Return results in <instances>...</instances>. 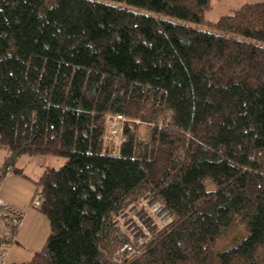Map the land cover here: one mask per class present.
I'll return each instance as SVG.
<instances>
[{"label":"trees","instance_id":"obj_1","mask_svg":"<svg viewBox=\"0 0 264 264\" xmlns=\"http://www.w3.org/2000/svg\"><path fill=\"white\" fill-rule=\"evenodd\" d=\"M211 10L0 0V178L22 154L65 159L34 184L49 235L20 264H264V0L215 23ZM117 116L121 141L106 143ZM144 197L173 221L116 256V218Z\"/></svg>","mask_w":264,"mask_h":264},{"label":"rangeland","instance_id":"obj_2","mask_svg":"<svg viewBox=\"0 0 264 264\" xmlns=\"http://www.w3.org/2000/svg\"><path fill=\"white\" fill-rule=\"evenodd\" d=\"M251 1L253 0H211L212 10L206 14L205 20L208 23H215L222 16L228 14L230 11L239 8L241 5H243V3L251 2ZM189 25L192 27L196 26L197 28L207 29L206 26L203 27L192 24ZM136 126H138L137 135L143 139L147 138V136L149 135L150 126L142 123H139ZM17 163H19L17 164V166L12 165V167L17 169L22 167L24 169V174L29 179L34 180L31 183L34 186V183L37 180H39L40 176L46 170L52 168L57 169L62 167L65 163V159L61 157H53V156H28L26 154H22L18 156ZM4 177L5 176L0 178V180L3 181ZM27 182H31V181H27ZM155 203L160 204V202L158 201H152L148 197H144L143 199L140 200L139 203L131 204V205L128 204L125 209V212L123 214H120L116 218L115 224L120 226V232L123 233V235L119 233V240H121L122 244L125 242L126 239H128V242H130L132 239L134 246L138 249L137 251H140L141 248L143 247L142 246L143 244H148L154 238V235L156 234L157 230L164 228L162 221L168 220L166 215L168 213L165 211V209L162 211V214H165L164 216H166V218H163V220L161 219V224H159L157 228L151 227L153 224L150 223L148 214L146 213V211H144L146 207H148L151 204L154 205ZM155 216L156 215H154V217ZM43 218L47 222V231L45 229V223H42L40 226L36 225L35 226L36 228H33L29 232V235H27V239L25 240V244H15V243L8 244V250H7L8 264L27 263L32 259L35 253H38L42 250L44 243L49 235L48 221L45 217ZM155 219L159 220L157 216L155 217ZM152 220L155 221L156 223V220L154 219ZM3 225L4 224L0 223V235L9 237L10 232H8L4 227L5 225L4 226ZM127 228L130 230V232L129 231L127 232ZM14 229H17V227H14ZM132 229H134V231H132ZM148 232L149 235L147 236ZM132 233H134V237L137 236L135 239H133L134 237L132 238L131 236ZM43 234L45 235L44 238H43ZM243 234H244L243 228L237 227L232 232L228 233V235L225 236V238L220 242V244H218L219 249H224L226 247L231 246L232 244L230 243H232V241L235 240L236 237H241V235ZM118 255L119 256L123 255L119 253V249L117 251L116 256Z\"/></svg>","mask_w":264,"mask_h":264},{"label":"crops","instance_id":"obj_3","mask_svg":"<svg viewBox=\"0 0 264 264\" xmlns=\"http://www.w3.org/2000/svg\"><path fill=\"white\" fill-rule=\"evenodd\" d=\"M17 159L18 157L15 158L14 160V165L16 166L17 164H19L17 163ZM3 167H4V153L0 149V171H2ZM19 170H21L22 172L14 173L12 171H8L4 175L5 177L3 181H0V199L4 201L7 205H9L11 208L20 211L24 214L23 221L21 225L16 229V233L13 237L11 244L14 243L25 244L27 235H29V232L33 228H36L35 227L36 225L40 226L42 223H45V229L47 231V222L44 220L43 218L44 216L41 214V212L38 209H33L30 207L31 200L35 193V185L33 186L31 184L34 180L29 179L24 174V169L22 167H20ZM0 177H1V172H0ZM27 181H31V182H27ZM44 236L45 235L43 234V238Z\"/></svg>","mask_w":264,"mask_h":264},{"label":"built area","instance_id":"obj_4","mask_svg":"<svg viewBox=\"0 0 264 264\" xmlns=\"http://www.w3.org/2000/svg\"><path fill=\"white\" fill-rule=\"evenodd\" d=\"M125 119L117 116L110 121L108 124V129L105 134V142H111L115 140L116 142H120L122 138V132H123V123ZM42 202V196L41 194L37 193L34 195V197L31 200L30 207L33 209H38L41 205ZM153 205V204H151ZM149 205L144 209L146 213L148 214V218L150 220V223L153 224L151 227L152 228H157L159 224H161V219L166 218L164 216L165 214H162V211L165 209L163 205L160 203H155L153 206ZM167 212V210H165ZM168 213V212H167ZM157 216L158 219H155L154 215ZM168 220L167 221H162L163 226H168L172 222V216L168 213L166 214ZM171 216V217H170ZM24 214L20 211H17L13 208H11L9 205H7L4 201L0 199V223L6 224V225H11L13 227H19L23 221ZM147 217V216H146ZM152 219L156 220L153 221ZM160 221V222H159ZM5 227V226H4ZM130 232V230L127 228V232ZM134 231V229H132ZM123 235V233H121ZM149 235V232L147 233V236ZM132 238L134 237V233L131 234ZM2 237V235H0ZM125 237V236H124ZM137 237V236H136ZM134 237L133 239H135ZM8 242L4 240H0V264H8L7 259H8ZM122 244V243H121ZM142 245V243H141ZM144 245V244H143ZM142 245V246H143ZM138 249L134 246V243L131 239L130 242H128V239L125 240V242L121 245L119 248V253L124 254V253H130V254H136L139 253L137 251Z\"/></svg>","mask_w":264,"mask_h":264},{"label":"bare ground","instance_id":"obj_5","mask_svg":"<svg viewBox=\"0 0 264 264\" xmlns=\"http://www.w3.org/2000/svg\"><path fill=\"white\" fill-rule=\"evenodd\" d=\"M166 210V209H165Z\"/></svg>","mask_w":264,"mask_h":264}]
</instances>
